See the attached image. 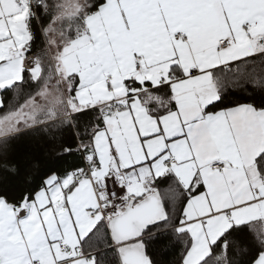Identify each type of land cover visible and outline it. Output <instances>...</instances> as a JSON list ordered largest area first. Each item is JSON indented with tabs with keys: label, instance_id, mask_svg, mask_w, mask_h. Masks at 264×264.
Returning a JSON list of instances; mask_svg holds the SVG:
<instances>
[{
	"label": "snow or ice",
	"instance_id": "snow-or-ice-1",
	"mask_svg": "<svg viewBox=\"0 0 264 264\" xmlns=\"http://www.w3.org/2000/svg\"><path fill=\"white\" fill-rule=\"evenodd\" d=\"M8 92L0 168L65 131L83 166L0 191V264H264V0H0Z\"/></svg>",
	"mask_w": 264,
	"mask_h": 264
},
{
	"label": "trees",
	"instance_id": "trees-1",
	"mask_svg": "<svg viewBox=\"0 0 264 264\" xmlns=\"http://www.w3.org/2000/svg\"><path fill=\"white\" fill-rule=\"evenodd\" d=\"M37 43H40L38 40ZM35 47V46H34ZM251 91V87L248 88ZM244 92H240L239 96H243ZM233 98H236L235 96ZM11 92L4 94L5 107L0 108V113L7 111V105L13 102ZM24 97L21 96L19 103H23ZM77 141L73 134L65 131L63 133H56L55 138L45 136L41 133H26L19 136L13 144L9 152V160L14 162L21 169L19 177L11 176L3 168H0V191H6L9 199L13 195H19L25 187L24 177L25 169L31 170L36 177L40 176V172L48 167H54L57 170L68 168V161L70 158L79 155V152L74 151L73 154H61V145L66 147L76 148ZM39 161L40 169L33 167V162ZM158 188L163 195L166 192L167 185L159 184ZM158 238L156 242L150 244L149 251L156 260L157 264H179L180 256L183 249V244L174 238L162 239ZM240 259V257H236Z\"/></svg>",
	"mask_w": 264,
	"mask_h": 264
},
{
	"label": "crops",
	"instance_id": "crops-1",
	"mask_svg": "<svg viewBox=\"0 0 264 264\" xmlns=\"http://www.w3.org/2000/svg\"><path fill=\"white\" fill-rule=\"evenodd\" d=\"M0 115H3V114L0 113ZM80 166H83V162L81 160L80 154L70 158V160L68 161V165H67L69 170H71L73 167H80Z\"/></svg>",
	"mask_w": 264,
	"mask_h": 264
}]
</instances>
